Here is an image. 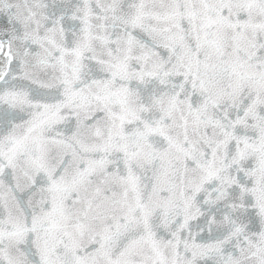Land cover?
<instances>
[{
	"label": "snow or ice",
	"instance_id": "obj_1",
	"mask_svg": "<svg viewBox=\"0 0 264 264\" xmlns=\"http://www.w3.org/2000/svg\"><path fill=\"white\" fill-rule=\"evenodd\" d=\"M0 264H264V0H0Z\"/></svg>",
	"mask_w": 264,
	"mask_h": 264
}]
</instances>
